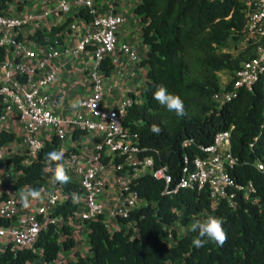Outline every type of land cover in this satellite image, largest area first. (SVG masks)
Segmentation results:
<instances>
[{
    "label": "trees",
    "instance_id": "trees-1",
    "mask_svg": "<svg viewBox=\"0 0 264 264\" xmlns=\"http://www.w3.org/2000/svg\"><path fill=\"white\" fill-rule=\"evenodd\" d=\"M10 1L0 0V12ZM136 1L134 13L140 17L141 39L148 47L145 59L140 62L147 67L146 85L144 101L127 110L123 125L138 134V157H151L155 168L165 166L172 176L173 187L184 167L183 157L187 156V167L191 169V159L199 154L198 147L210 145L216 133L229 130L235 164L228 173L235 183L251 182L258 200L246 202L238 193L236 209L232 210L223 200L212 205L207 187L199 193L181 189L166 196L162 180L140 176L130 182V189L147 204L132 210L127 218L118 219L121 226L129 228L107 229L101 217L86 222L89 255L84 258L75 252L71 264H264V171L254 166L256 160L264 166V91L256 84L251 92L238 89L235 97L224 105L218 106L212 100L221 87L217 73H233L255 55V45L237 54L222 51L228 41L235 42L242 35L245 4L242 0ZM80 15L89 22L88 14ZM65 26L66 23L51 27L46 34L37 30L32 37L41 46L48 43L47 38L55 36L58 44H63L61 33ZM100 69L108 76L113 65L106 60ZM159 84L183 100L186 115L177 116L153 98ZM153 124L162 129L159 135L150 131ZM84 133L73 128L71 139L77 140ZM15 141L17 136L13 132L0 131V147ZM58 145L59 140L53 136L29 164H24V154L7 158L5 164H11L19 174L12 186L42 189L41 182L49 178L55 167L47 161L46 154L57 150ZM73 151L69 149L65 154ZM59 185L65 199L49 216L67 220L77 209L71 193L80 197L81 189L73 181ZM177 214L183 226L208 216L223 217L226 243L218 246L209 242L197 249L191 243L196 233L187 229L174 245L168 246V236L175 237L172 226L178 221ZM4 224L7 220L0 218V225ZM74 247L69 225L48 222L34 244L40 253L8 247L0 253V264H29L35 260L52 264L60 252Z\"/></svg>",
    "mask_w": 264,
    "mask_h": 264
},
{
    "label": "built area",
    "instance_id": "built-area-1",
    "mask_svg": "<svg viewBox=\"0 0 264 264\" xmlns=\"http://www.w3.org/2000/svg\"><path fill=\"white\" fill-rule=\"evenodd\" d=\"M25 1L11 0L0 12V49L3 53L4 50H10L13 54L12 60H0L2 69L0 126L11 119L23 123L27 134L22 138V143L28 160H33L47 142L39 139L38 134L44 130H51L52 137L55 136L59 140L57 150L64 152L62 163L71 181L79 184L81 196L77 202V209L67 220H63L60 216H49L65 199L63 193L60 198L56 193L48 192L43 202L20 211L17 198H2L3 194L8 193V188L5 187L0 192V218L6 219L7 224L0 225V253L8 247L31 249L40 253V249H34V244L40 230L48 222L55 225L64 223L71 229H78L81 225H86V222L101 217L107 229L116 230L114 227L120 225L119 218H127L132 210L146 206V200L139 198L137 192L130 189V182L144 175L162 180L165 184L163 194L166 196H172L181 189L199 193L207 187L212 205L223 200L230 209L235 210L238 193L246 202H257L254 185L251 182L235 183L228 173V169L235 164L230 152L229 130L216 133L210 145L198 147L199 154L191 159V169L187 167V156H184V167L171 187L172 176L167 168L165 166L155 168L154 161L149 156L139 158L138 134L130 132L123 125L127 110L133 104L142 102H137L134 97L125 96L116 108L112 110L103 108L105 91L101 63L107 60L114 66L119 61V54L129 57L132 62H137L134 50L127 44L118 42L117 34L124 23V16L113 11L114 0H109L107 9L100 8L96 4L97 0H74L73 7L71 0H53V9L39 12L38 17L47 19L51 14L64 16L66 26L61 33L63 38L66 32L76 31L77 24L74 20L71 21L75 16L82 18L80 13L83 12L90 16V20L86 22L82 18L86 22L85 33L75 46L58 44L55 36L51 37L50 41L47 39L48 43L40 46L37 51L31 50L27 43L19 38L20 29L30 20V16H17L12 13ZM242 1L246 7V24L241 37L235 42L231 40L236 47L231 53L237 54L255 45V55L243 62L237 71L227 72L228 81L225 84L221 83L220 89L212 95V100L218 106L230 102L240 88L251 92L253 87L259 84L264 91V0ZM224 48L222 51H225ZM86 51H89L91 56L88 68V93L78 104L79 113L69 118L60 117L50 109V99L41 94L42 90L54 82V73H47L37 84H31L29 78L43 71L48 59L62 55L79 57ZM25 60L35 61V65L31 66L25 63ZM18 77L24 81H20ZM69 128L100 134L102 140L88 157L73 148H70L74 150L73 152L65 154L69 149H62ZM186 143L187 141L183 142V145ZM103 160H106L105 163ZM105 165H109L111 173L116 175L115 183L119 189V196L112 210H108L106 204L102 202L109 179L104 174ZM254 166L258 171H264V166L259 160L254 162ZM10 178L11 174L3 171L0 174V186L4 185V180ZM177 215L178 221L172 226L175 237L168 236L166 241L168 246L174 245L184 231L189 230L190 225L179 224L180 215ZM58 263L56 260L52 264Z\"/></svg>",
    "mask_w": 264,
    "mask_h": 264
},
{
    "label": "crops",
    "instance_id": "crops-1",
    "mask_svg": "<svg viewBox=\"0 0 264 264\" xmlns=\"http://www.w3.org/2000/svg\"><path fill=\"white\" fill-rule=\"evenodd\" d=\"M136 0H116L113 5V11L124 16V23L118 31L117 38L119 43L127 44L134 50L137 56V62H132L129 57L119 54V61L113 66L111 73L103 78V88L105 97L103 101V108L112 110L116 108L125 96H133L137 102H143V91L146 85L147 67L142 66L140 62L145 59L147 53V45L141 39V23L140 17L134 13V6ZM96 4L100 8H106L109 5V0H97ZM73 7L74 0H71ZM53 9V0H26L22 6L13 10L12 13L17 16H30L28 20L20 29V39H23L28 47L37 51L41 46L32 37L34 32L42 30L48 33L51 27H58L65 21L62 15L51 14L49 18L43 19L38 17L39 12L51 11ZM109 10V9H108ZM74 13V11H72ZM77 24L76 31H68L64 34L63 43L66 46H75L85 33L86 22L75 16L71 19ZM49 41L52 38H47ZM13 54L10 50H4L2 60H12ZM25 63L34 66L35 61L25 60ZM91 64V56L89 51L82 53L79 57L60 56L57 58L48 59L45 69L30 76L29 82L37 84L47 73L53 72L55 76L54 82L41 91V94L48 97L51 101L50 109L55 114L63 118H69L79 113V102L88 93L89 77L88 68ZM2 69H0V76ZM219 82L225 84L228 81L227 72L222 71L217 73ZM0 131L13 132L17 136V141L8 143L0 147V174L6 171L11 174L9 180H4V185L0 186V192L8 188V193L3 194L4 197L17 198L19 201V194L21 191L27 190V187L14 188L13 182L18 177V173L13 169L11 164H5V160L15 154H24L25 147H23L22 138L26 136L27 131L24 129L23 123L17 119H11L0 126ZM53 133L51 130H44L38 134V138L44 141H50ZM72 129L69 128L67 132V140L63 145L62 150L73 148L84 156H89L93 153L96 146L100 144L102 136L96 133H84L80 135L77 140L71 139ZM32 160H24V164H29ZM54 170L51 171L48 179L41 182L42 186V200H30L29 206H36L43 202L48 192L56 193L57 196H62V192L58 183L53 182ZM104 174L110 179L112 173L109 165H105ZM108 187L102 196V201H108L109 190ZM107 192V194H106ZM110 201V200H109ZM28 208V207H27ZM25 208L21 207L19 202V210L23 211Z\"/></svg>",
    "mask_w": 264,
    "mask_h": 264
},
{
    "label": "clouds",
    "instance_id": "clouds-1",
    "mask_svg": "<svg viewBox=\"0 0 264 264\" xmlns=\"http://www.w3.org/2000/svg\"><path fill=\"white\" fill-rule=\"evenodd\" d=\"M153 98L160 105L166 107L168 111L174 112L177 116L186 115L183 100L178 95L170 93L165 85L159 84L156 86L155 91L153 92ZM150 131L154 135H159L162 129L159 125L153 124L150 127ZM63 157L64 152L60 150H53L46 154L47 161L55 165L53 182L66 185L71 182V177L68 175L65 165L62 163ZM42 192V189L31 187L27 190L21 191L19 194L21 207H29L30 200H42ZM2 198L6 197L2 196ZM71 199L73 203L78 202V194L71 193ZM224 223V218L218 216H208L205 219H195L189 226V231L196 233L191 240L192 245L197 249L204 247L205 244L209 242H214L218 246H223L227 241V232L223 227Z\"/></svg>",
    "mask_w": 264,
    "mask_h": 264
},
{
    "label": "rangeland",
    "instance_id": "rangeland-1",
    "mask_svg": "<svg viewBox=\"0 0 264 264\" xmlns=\"http://www.w3.org/2000/svg\"><path fill=\"white\" fill-rule=\"evenodd\" d=\"M232 41H228L226 43L225 46V51L227 52H231L234 49H236V47L234 46L233 43H231ZM229 77V75H227V78ZM24 147V146H23ZM116 175L114 173H112V176L110 178V180L108 179V187H111V189L109 190V194L111 196H109V200L107 201H102L104 204H106V208L108 210H112L115 208L116 205V198H118L119 196V189L118 186H116ZM107 194V192H106ZM109 220V219H106ZM113 223V221H111ZM115 226V225H114ZM116 230H118V228H124L125 230H127L129 228V226H115L114 227ZM72 232V236L74 237L75 240V247L68 252H60L59 257H58V261L61 264H71L75 261V255L74 253L77 252V254H79L80 256L86 258L89 255V242H88V238H87V228L85 225H81L78 229L77 228H72L71 229ZM29 264H40L39 260H35L32 263ZM166 264H171L169 262H167Z\"/></svg>",
    "mask_w": 264,
    "mask_h": 264
}]
</instances>
